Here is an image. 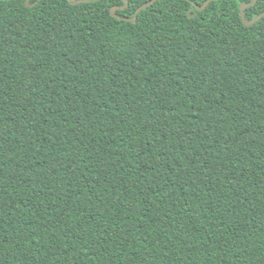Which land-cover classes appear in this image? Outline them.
Masks as SVG:
<instances>
[{
    "label": "trees",
    "instance_id": "16d2710c",
    "mask_svg": "<svg viewBox=\"0 0 264 264\" xmlns=\"http://www.w3.org/2000/svg\"><path fill=\"white\" fill-rule=\"evenodd\" d=\"M25 1L0 0V264H264L252 0Z\"/></svg>",
    "mask_w": 264,
    "mask_h": 264
},
{
    "label": "water",
    "instance_id": "95a60500",
    "mask_svg": "<svg viewBox=\"0 0 264 264\" xmlns=\"http://www.w3.org/2000/svg\"><path fill=\"white\" fill-rule=\"evenodd\" d=\"M85 1H96V0H70L71 3L73 4H77V3H81V2H85ZM124 1V5L122 6H113L111 7L110 9V12L111 14L118 18V19H126V20H129V21H136L137 19V16H138V13L145 7L147 6H150L152 3H154L156 0H150L144 4H142L141 6H139L137 8V10L135 11V14L133 17L131 18H126V17H122L120 15H118L117 13V10L118 9H123V8H126L128 5H129V2L128 0H123ZM192 1V0H191ZM212 0H206L202 5H199L198 3H196L195 1H192V3L194 4V6L198 9V10H203L204 8H206V6L208 5L209 2H211ZM257 0H252L250 3H246V4H242L241 7H240V14H241V17L244 21V23L246 25H252L253 23H255L257 20H259L260 18H262L264 16V12L261 13L260 15L256 16L255 18H253L252 20H248L246 17H245V13H244V10L246 7L248 6H251L253 4L256 3ZM26 5H33V3H31V0H26L25 1ZM192 9L189 10V13Z\"/></svg>",
    "mask_w": 264,
    "mask_h": 264
}]
</instances>
